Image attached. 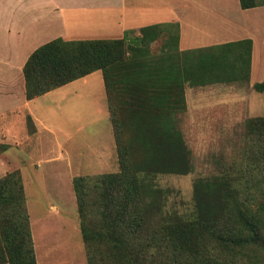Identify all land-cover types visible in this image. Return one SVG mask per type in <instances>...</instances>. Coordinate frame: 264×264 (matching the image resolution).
I'll use <instances>...</instances> for the list:
<instances>
[{"label":"trees","instance_id":"trees-1","mask_svg":"<svg viewBox=\"0 0 264 264\" xmlns=\"http://www.w3.org/2000/svg\"><path fill=\"white\" fill-rule=\"evenodd\" d=\"M239 2L242 8L264 5ZM128 34L57 37L23 66L27 99L102 73L118 170L72 178L86 264H264V115L245 123L238 172L194 179L188 211L166 209L171 189L156 181L193 169L176 124L186 108L185 85L248 81L251 40L180 51L177 23ZM160 37L152 54L150 45ZM162 59L168 68L157 67ZM252 88L264 94V80ZM7 147L0 143V154ZM0 264H39L18 169L0 176Z\"/></svg>","mask_w":264,"mask_h":264},{"label":"rangeland","instance_id":"rangeland-1","mask_svg":"<svg viewBox=\"0 0 264 264\" xmlns=\"http://www.w3.org/2000/svg\"><path fill=\"white\" fill-rule=\"evenodd\" d=\"M216 2L219 0H210L213 7ZM214 12L192 16L189 35L225 37L226 31L243 27L248 19L253 23L260 20L250 13L238 14L223 24L217 22L221 19L218 11ZM162 41L160 37L151 43L152 54L159 52ZM85 81L79 79L34 99L30 109L39 121V133L28 137L35 129L26 121V140L20 145L7 144L10 156L5 173L20 171L39 264L87 263L72 178L118 170L104 87L99 94L97 86ZM185 91L186 108L178 113L176 124L191 151L193 169L182 175L160 174L156 179L159 186L171 189L166 209L179 212L188 211L192 205L196 177L238 172L245 123L250 117L264 115V94L247 83L217 82L186 86ZM102 94L99 103L97 97ZM43 125L49 130L45 131Z\"/></svg>","mask_w":264,"mask_h":264},{"label":"crops","instance_id":"crops-1","mask_svg":"<svg viewBox=\"0 0 264 264\" xmlns=\"http://www.w3.org/2000/svg\"><path fill=\"white\" fill-rule=\"evenodd\" d=\"M215 6L210 4V0H0V141L10 146L14 143L20 145L21 140H26L27 135L23 134L27 133L28 117L31 118L35 129V133H27L28 137L39 133V121L30 109V103L38 96L32 99L26 98L23 66L37 47L57 37L66 40L120 38L126 31L129 33L128 36H135L139 28L144 25L177 23L180 51L250 39L249 79L246 82H233L252 86L255 82L263 81L264 5L242 8L239 0H219ZM215 10L221 17L217 22L223 24H227L228 18L238 14L248 16L250 13L260 20L253 23L248 19L243 27L226 31L225 37L202 35L191 37L190 18L201 13L213 15ZM157 62L158 68L165 64H167L166 68L169 66L167 60L162 59ZM98 72L101 73L100 70L94 71L42 95L51 94L56 89L72 85L79 79H85L84 83L97 86L99 94L103 93L101 88L104 87L103 94L108 115L104 81L102 73L98 75ZM103 94L97 97L99 103L102 102ZM43 126L45 131L49 130L46 125ZM42 136V134L39 136L40 142L43 141ZM58 145L61 147V144ZM9 146L0 155V175L8 171L9 166L6 165V161L10 156Z\"/></svg>","mask_w":264,"mask_h":264}]
</instances>
